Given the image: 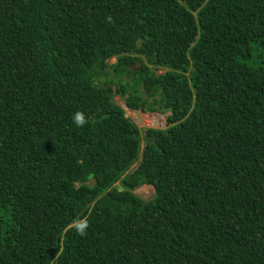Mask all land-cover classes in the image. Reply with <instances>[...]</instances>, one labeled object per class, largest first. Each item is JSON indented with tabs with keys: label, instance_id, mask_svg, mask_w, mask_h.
<instances>
[{
	"label": "trees",
	"instance_id": "1",
	"mask_svg": "<svg viewBox=\"0 0 264 264\" xmlns=\"http://www.w3.org/2000/svg\"><path fill=\"white\" fill-rule=\"evenodd\" d=\"M254 45L264 0H0V264H264Z\"/></svg>",
	"mask_w": 264,
	"mask_h": 264
},
{
	"label": "rangeland",
	"instance_id": "2",
	"mask_svg": "<svg viewBox=\"0 0 264 264\" xmlns=\"http://www.w3.org/2000/svg\"><path fill=\"white\" fill-rule=\"evenodd\" d=\"M115 63V59H111L109 61V65H112ZM245 63L253 68H257V67H262L264 66V47L261 46H253L252 47V54L251 57L249 59H247L245 61ZM140 63H137L136 65H134L133 70H136L140 67L139 65ZM158 74H161L162 72L158 71ZM111 81H115L114 78L112 76H106V77H102L97 81V84L99 85H105V84H109V82ZM114 102L116 103L117 106H121L122 108L124 107L123 102H121V99L118 96H115L113 98ZM127 115L129 117H131V119L135 122V123H140L142 122L144 124V126L147 125V123L149 121L152 120V118L148 117V116H141L139 114L136 113H132V112H127ZM160 112H156L153 114V117L158 118L160 117ZM166 116H168L166 114ZM164 118V117H163ZM159 127V126H158ZM116 186H118V183L116 184ZM136 194V196L138 198H140L143 201H149L151 199H153L154 197V189L150 186H141L138 189L135 190L134 192Z\"/></svg>",
	"mask_w": 264,
	"mask_h": 264
},
{
	"label": "clouds",
	"instance_id": "3",
	"mask_svg": "<svg viewBox=\"0 0 264 264\" xmlns=\"http://www.w3.org/2000/svg\"><path fill=\"white\" fill-rule=\"evenodd\" d=\"M121 107V106H120ZM121 109L124 111V113H126V111L124 109H126L128 112H132V113H136V114H144V113H148V114H154L156 112H140L137 110L131 111L128 110L125 106ZM161 115V114H160ZM126 117V116H125ZM129 119H131V117L127 116ZM160 117L163 118V116L161 115ZM165 119V118H164ZM132 120V119H131ZM133 121V120H132ZM166 121V119H165ZM72 122L76 125L77 128H83L86 124H88L89 120L86 117L85 113L81 112V111H76L73 115H72ZM134 122V121H133ZM135 123V122H134ZM137 125V127L139 129H150V128H142L140 127V123H135ZM167 128V125H166ZM164 128V129H166ZM156 130H163V129H156ZM90 227L89 225V219L88 216H84L82 218H74L70 223H68L63 231L65 233L67 232H71V231H75V233L81 237H84L87 235V230Z\"/></svg>",
	"mask_w": 264,
	"mask_h": 264
},
{
	"label": "built area",
	"instance_id": "4",
	"mask_svg": "<svg viewBox=\"0 0 264 264\" xmlns=\"http://www.w3.org/2000/svg\"><path fill=\"white\" fill-rule=\"evenodd\" d=\"M124 110L126 111L125 116L127 117L128 111L126 109H124ZM140 115L141 116H148V117L152 118V120L149 121L146 126H144V124L142 122H140V127L150 128V129H164V128H166V121L164 118H162V117L155 118V117H153V114H148V113H144V114H140Z\"/></svg>",
	"mask_w": 264,
	"mask_h": 264
}]
</instances>
